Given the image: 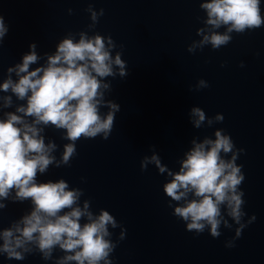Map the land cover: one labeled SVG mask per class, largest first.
<instances>
[{"label": "water", "instance_id": "95a60500", "mask_svg": "<svg viewBox=\"0 0 264 264\" xmlns=\"http://www.w3.org/2000/svg\"><path fill=\"white\" fill-rule=\"evenodd\" d=\"M89 3L105 9L92 31L111 34L124 46L129 74L109 78L113 90L108 97L121 104V111L107 140L81 138L71 165L51 166L40 179L64 177L85 190L82 200L91 198L95 211L107 208L127 227L126 238L113 253L116 264H264V27L234 32L228 45H206L192 53L188 45L201 38L199 17L205 15L201 0H0V14L11 25L0 45V81L32 41L41 52L52 51L69 30L87 29L92 23L86 11ZM69 8L75 11L70 14ZM200 78L210 87L195 89ZM194 105L208 116L223 113L225 119L196 128L189 119ZM216 128L230 132L237 146L246 149L238 159L246 173L241 186L248 216H257L232 248L225 242L235 235V228L222 227L219 238L208 231H188L167 204L165 176L155 165L141 169L153 144L164 163L178 168L177 160L191 139L212 135ZM47 135L60 145L59 157L67 141L54 128ZM29 207L28 201H9L0 209V228ZM113 232V239H118L120 229ZM0 264H5V257L0 256ZM9 264L55 262L33 253Z\"/></svg>", "mask_w": 264, "mask_h": 264}, {"label": "clouds", "instance_id": "9594fccd", "mask_svg": "<svg viewBox=\"0 0 264 264\" xmlns=\"http://www.w3.org/2000/svg\"><path fill=\"white\" fill-rule=\"evenodd\" d=\"M262 5L264 0H201L205 13L199 17L203 26L197 29L201 38L193 40L188 50L195 53L206 45L219 49L233 40L234 32L264 27ZM74 11L68 9L70 14ZM86 11L92 21L87 29L69 30L52 51L41 52L38 42L32 41L0 81V209L9 201L30 204L0 228V256L5 264L24 261L33 253L55 264H116L113 253L127 236V227L109 209L95 211L91 198L82 200V187L71 186L64 177L40 179L51 166H70L81 138L107 140L121 111V104L108 97L113 90L109 78L129 74L124 46L111 34L92 31L105 13L103 7L97 10L89 3ZM10 27L0 14V45ZM193 87L199 90L210 83L200 78ZM189 119L200 128L222 122L225 116H208L204 108L194 105ZM49 128L59 130L67 141L59 157L60 145L47 135ZM190 145L178 158V168H173L163 162L153 144L151 155L141 160V169L155 165L165 176L167 204L188 231L196 235L208 231L219 238L222 227L235 228V235L225 242L226 247H235L244 229L257 219L255 213L248 216L241 186L246 173L238 159L246 149L238 147L224 128L202 139L194 136ZM116 228L119 238L113 239ZM58 250L62 254L54 255Z\"/></svg>", "mask_w": 264, "mask_h": 264}]
</instances>
